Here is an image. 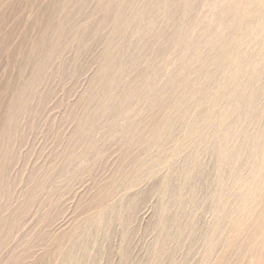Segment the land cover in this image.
<instances>
[{
  "label": "rangeland",
  "instance_id": "1",
  "mask_svg": "<svg viewBox=\"0 0 264 264\" xmlns=\"http://www.w3.org/2000/svg\"><path fill=\"white\" fill-rule=\"evenodd\" d=\"M253 1L0 0V264H264Z\"/></svg>",
  "mask_w": 264,
  "mask_h": 264
},
{
  "label": "bare ground",
  "instance_id": "2",
  "mask_svg": "<svg viewBox=\"0 0 264 264\" xmlns=\"http://www.w3.org/2000/svg\"><path fill=\"white\" fill-rule=\"evenodd\" d=\"M234 2H235V0H233ZM239 0H237V2H238ZM255 1V0H254ZM253 1V2H254ZM249 2V1H248ZM246 3H247V1H246ZM255 3H256V1H255ZM234 6V5H233ZM243 9V8H242ZM238 11H240V10H238ZM243 11V10H242ZM234 13V12H233ZM231 14V13H230ZM237 14V13H236ZM233 16H234V14H233ZM240 19V18H239Z\"/></svg>",
  "mask_w": 264,
  "mask_h": 264
}]
</instances>
